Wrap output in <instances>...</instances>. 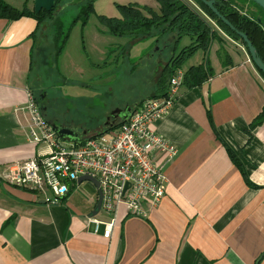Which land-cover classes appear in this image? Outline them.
<instances>
[{"label":"crops","instance_id":"crops-1","mask_svg":"<svg viewBox=\"0 0 264 264\" xmlns=\"http://www.w3.org/2000/svg\"><path fill=\"white\" fill-rule=\"evenodd\" d=\"M6 1L34 11V0ZM69 1L61 0L57 9ZM54 13L40 25L29 16L0 18V264H264V123L250 130L264 107V80L232 41L225 45L229 63H222L213 43L209 58L182 66L185 72L208 62L213 76L199 87L182 86L172 108L153 124L175 154L156 158L164 164L165 191L158 206L144 205L146 216L118 208L105 238L113 215L102 209L92 215L94 186L77 184L49 205L7 182L10 166L51 152L30 118L37 109L46 126L53 124L43 109L47 95L40 101L31 78L34 51Z\"/></svg>","mask_w":264,"mask_h":264},{"label":"rangeland","instance_id":"rangeland-1","mask_svg":"<svg viewBox=\"0 0 264 264\" xmlns=\"http://www.w3.org/2000/svg\"><path fill=\"white\" fill-rule=\"evenodd\" d=\"M93 2V11L86 20L78 19L73 22L87 4V0H70L55 11L54 22L51 21L53 24L51 23L48 31L47 28L43 30V38L38 40L34 51L35 68L31 78L32 88L36 92L40 89L38 96H44V92L47 95L44 99L47 100L45 113L48 119L76 133L86 131L87 138L94 136L113 111L132 106L154 91L158 80L165 79L164 67L175 48V38L172 40V36H165L160 40V35L154 31L152 33L155 34L150 33L135 39L119 38L109 35L100 22L99 16L119 17L118 5L137 3L139 6L156 9V0ZM235 3L243 10L242 13L264 18V14L248 1L235 0ZM55 21L61 23L62 37L64 34L68 37L64 49L57 57L54 44L50 43L58 31L53 26ZM49 23L44 22L42 26H48ZM220 34L225 43L220 45L215 42L219 45L216 53L226 51L225 45H233L232 42H235ZM189 43V39L184 37L177 50ZM235 43L248 56L243 46L239 42ZM44 56L48 59L45 64ZM203 58H209V54L199 50L183 63V68L197 61L201 62ZM81 184L93 188L88 182Z\"/></svg>","mask_w":264,"mask_h":264},{"label":"built area","instance_id":"built-area-1","mask_svg":"<svg viewBox=\"0 0 264 264\" xmlns=\"http://www.w3.org/2000/svg\"><path fill=\"white\" fill-rule=\"evenodd\" d=\"M183 77L184 71L177 70L163 96L141 101L118 128L85 138L78 145L59 140L40 112L32 110L31 123L50 142L51 152L10 166L7 182L36 192L50 205L60 203L80 177L97 180L100 210L113 215L106 224L105 238L112 232L118 208L128 216H146L144 205L158 206L165 191L164 164L158 165L156 158L175 154V148L156 135L153 124L172 108ZM31 135L36 137L33 131Z\"/></svg>","mask_w":264,"mask_h":264},{"label":"trees","instance_id":"trees-1","mask_svg":"<svg viewBox=\"0 0 264 264\" xmlns=\"http://www.w3.org/2000/svg\"><path fill=\"white\" fill-rule=\"evenodd\" d=\"M61 0H55V7L50 12L41 11L36 14L30 11L27 7L17 10L7 3L6 0H0V18L9 20H17L21 17H33L40 25L45 19H52L55 9H57ZM94 0H87V4L82 8L78 19L86 20L89 14L93 11ZM158 3V12H155L147 6H139L138 4L118 5L119 18H107L99 16L100 22L106 28L107 33L114 37H143L154 31L160 35V40L165 36L175 38L174 52L164 67L165 79L158 80V86L150 97H161L166 93V82L175 74L177 70H181L183 63L194 56L199 50L206 54L213 43L220 45L224 44L222 33L229 40L239 42L247 52L246 46L237 34L227 26H225L207 7L199 0H156ZM217 3L216 9L218 12L232 25L236 31L246 34L252 46L255 48L257 55L264 63V18L254 15L242 13L241 8L235 3V0H214ZM252 5L255 4L246 0ZM194 4H192V3ZM263 14L264 11L259 9ZM257 19L260 22H257ZM85 25V23H82ZM55 26L58 29L53 40L56 57L62 52V49L68 39L67 34L61 32V23L55 21ZM221 31V32H220ZM155 34V33H152ZM187 37L190 43L177 50L179 42ZM248 54V52H247ZM216 55L222 60V63L230 62L228 53L224 50L217 52ZM255 68V67H254ZM259 76L264 80V76L255 68ZM162 76V77H163ZM213 76L212 69L208 62H202L200 65L189 67L184 72L182 86L186 89L199 87L209 77ZM163 77V78H164ZM163 80V81H162ZM34 101H37L34 96ZM141 102V101H140ZM138 102L137 104H140ZM264 123V107L260 113L250 124V130L259 127ZM121 124L114 128H118ZM105 129L100 134L107 132ZM100 134L96 135L99 136ZM94 137V136H93ZM85 140V139H83ZM82 140V141H83ZM232 162L237 166L240 173L244 177L247 184L245 173L236 160L235 156L229 152Z\"/></svg>","mask_w":264,"mask_h":264},{"label":"water","instance_id":"water-1","mask_svg":"<svg viewBox=\"0 0 264 264\" xmlns=\"http://www.w3.org/2000/svg\"><path fill=\"white\" fill-rule=\"evenodd\" d=\"M205 7H207L225 26H227L231 31L235 32L237 36L242 40L244 45L246 46L248 56L250 58V61L252 65L264 76V63L260 59V57L257 55L255 48L252 46V43L249 41L247 38L246 34L240 33L236 31L232 27V25L218 12L216 9L217 3L214 0H199ZM253 4H255L257 7H259L262 11H264V0H249ZM55 7V0H34L33 2V10L36 14H38L41 11L44 12H50L52 9ZM257 22L259 23L260 20L257 19ZM138 106V104L132 105V107H126L123 110L117 109L113 111L110 116L113 118L115 117H120V122L115 125V126H110L107 130H111L114 127L118 126L119 124L125 123L132 111ZM51 129L52 131L57 135L58 139L69 142V143H74L75 145H78L82 140H78L79 136H85L87 137V132L83 131L82 133H76L72 129L66 127V126H61V125H56V124H51ZM100 134H94V136ZM83 182H88L92 184L98 192V199L96 203V208L95 211L93 212L92 215L96 214L101 207V192L99 190L98 182L97 180L89 177V176H82L78 179L77 184H81Z\"/></svg>","mask_w":264,"mask_h":264},{"label":"flooded vegetation","instance_id":"flooded-vegetation-1","mask_svg":"<svg viewBox=\"0 0 264 264\" xmlns=\"http://www.w3.org/2000/svg\"><path fill=\"white\" fill-rule=\"evenodd\" d=\"M260 9V8H259ZM40 98V101L44 100L42 98V95L39 97ZM42 103V102H41ZM42 105V104H41ZM44 107V106H42ZM129 107H132V106H129ZM126 108V107H125ZM45 109V107L43 108ZM124 109V108H123ZM122 109V110H123ZM120 122V117H115L113 118L112 116H110V114L107 116V118L105 119L104 123L98 128V130L96 131L97 133L105 130V129H108L110 126H115L117 125L118 123ZM96 133V134H97ZM87 137H83V136H79L78 140H82V139H85Z\"/></svg>","mask_w":264,"mask_h":264}]
</instances>
